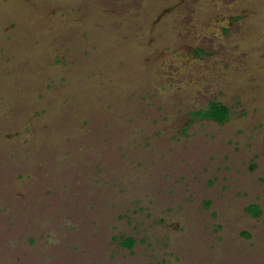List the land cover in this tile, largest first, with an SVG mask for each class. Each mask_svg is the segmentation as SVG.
<instances>
[{
    "label": "rangeland",
    "instance_id": "obj_1",
    "mask_svg": "<svg viewBox=\"0 0 264 264\" xmlns=\"http://www.w3.org/2000/svg\"><path fill=\"white\" fill-rule=\"evenodd\" d=\"M0 264H264V0H0Z\"/></svg>",
    "mask_w": 264,
    "mask_h": 264
},
{
    "label": "trees",
    "instance_id": "obj_2",
    "mask_svg": "<svg viewBox=\"0 0 264 264\" xmlns=\"http://www.w3.org/2000/svg\"><path fill=\"white\" fill-rule=\"evenodd\" d=\"M200 115L206 118H210L217 123L224 122L229 117V110L220 102H211L207 109L200 110ZM248 211L257 215L260 213V210L257 206H251ZM135 243V240L132 237H122L120 244L125 248H131Z\"/></svg>",
    "mask_w": 264,
    "mask_h": 264
}]
</instances>
